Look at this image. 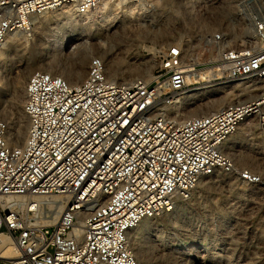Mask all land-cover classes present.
<instances>
[{
  "label": "built area",
  "instance_id": "2783aa9c",
  "mask_svg": "<svg viewBox=\"0 0 264 264\" xmlns=\"http://www.w3.org/2000/svg\"><path fill=\"white\" fill-rule=\"evenodd\" d=\"M100 0H0V55L10 32H31L34 19L60 7L86 15ZM258 14L264 0H251ZM245 2L237 4L244 13ZM249 25L241 48L225 46L222 31L203 36L215 59L206 67L219 79H251L257 97L227 104L212 114L179 120L174 97L199 69L169 54L150 77L117 82L98 56L86 77L71 85L63 77L35 71L24 86L27 130L10 144L0 120V234L16 256L0 264H137L132 236L146 218L174 211L190 200L204 179L225 173L258 185L261 175L239 167L224 143L242 124L264 127V13ZM220 30V29H219ZM61 196L64 210L51 224L36 222L38 207L19 208L17 198ZM33 206V208H32ZM0 244H2L0 242ZM181 264H198L194 255Z\"/></svg>",
  "mask_w": 264,
  "mask_h": 264
},
{
  "label": "rangeland",
  "instance_id": "374dc122",
  "mask_svg": "<svg viewBox=\"0 0 264 264\" xmlns=\"http://www.w3.org/2000/svg\"><path fill=\"white\" fill-rule=\"evenodd\" d=\"M221 1H225L224 5L228 7L219 8L218 4ZM241 2H245L246 5L242 14L239 8L237 9V4ZM250 2L251 0H137L134 1V9L129 12H121L119 8L113 10L111 16L117 17L114 21L103 23L99 19L96 20L94 17L96 10H92V14L88 15L81 16L75 13L76 18L74 16L73 18L76 20L82 18L83 21L77 20L72 26L65 22L54 21L61 8L41 14L37 17L40 26L28 33L21 32V38L18 40L14 33L5 50L0 71V120L7 121L9 125L15 122L14 108L11 104L15 64L32 60L48 68L46 63L49 62L52 65L48 68L52 70L50 73L58 75L57 73L73 63L74 52L58 51L56 45L52 46L54 31L69 30L67 38L77 35L79 31L91 33L94 36L90 39L91 42L99 41L103 49L109 50L112 56L120 61H128V58L134 57L136 62L140 60L152 62L150 73L165 54L177 57L180 54L184 61L198 64L197 71H199L209 68L206 65L215 59L216 54L213 48L204 44L202 38L205 34L222 31L226 38L224 45L235 48L229 42L228 35L233 33L238 35L237 32L244 29L248 31L249 25L260 19L264 7L259 6L256 14ZM96 30L119 31L106 39ZM161 35L162 37H159ZM248 37L249 32L245 34V43ZM99 53L95 48L92 49L90 58L99 56ZM88 63L89 60L87 67ZM33 72L29 73V76ZM224 81L230 80L217 78L215 83ZM191 87L193 86L190 85L188 89ZM243 135L244 144L235 147V150L250 151L253 158L255 157L253 164L256 165L239 164L238 166L250 168L259 174L258 172L264 169V159H262L264 158V127L252 128ZM214 181L216 180H210L212 183L209 188L199 185L190 200L182 202L185 204L184 212L169 214L163 220L155 219L156 227L144 234L143 238H148L150 242H154L153 244L161 243L160 247L164 249V253L162 254L163 251L158 253L157 247L150 249L148 251V254L149 252L151 254L150 257L148 256L150 264L153 261L158 264H181L179 255H183L182 252L185 253L190 245H193V250L187 254L196 256L198 264L199 262H202L201 264H264V179H261L258 185H247L232 178L230 181H235L238 187L245 185L255 187L253 191H245L241 195L237 194V191H229L226 179ZM229 205H231L230 210L227 208ZM177 215H180L182 220L188 218L195 221L192 235L183 236L178 229L180 225L173 227ZM38 221L43 223L41 218ZM137 238H141L140 233L137 234ZM170 245L172 249L177 246L182 247L178 252L180 254L169 256L166 252ZM194 247L197 249L200 247L202 251L198 252Z\"/></svg>",
  "mask_w": 264,
  "mask_h": 264
},
{
  "label": "bare ground",
  "instance_id": "6f19581e",
  "mask_svg": "<svg viewBox=\"0 0 264 264\" xmlns=\"http://www.w3.org/2000/svg\"><path fill=\"white\" fill-rule=\"evenodd\" d=\"M129 1L128 0H100L98 5L93 9V10H96L94 11L96 14L94 15V17L96 20L99 19V21L103 23L108 22V21L111 22L112 20L114 21L117 17L111 16L113 10L119 8L121 12L123 11L129 12L132 9H134V6H135L134 1L136 2L137 0H129ZM168 1H172V0H168ZM224 3L226 2L221 1L218 4L220 6L218 7L222 9L227 8L228 6L226 4L224 5ZM60 8L62 10L56 15L55 20H54L55 22L57 23L65 22V24L67 23L69 26H72L75 24L77 20L83 21L82 18H78L77 20L75 19L76 15H75L74 8L66 7V6H63ZM91 11L88 12L87 15L92 14ZM73 16L75 18H73ZM43 17L45 19V16ZM39 24H40V21H38L36 17L34 19V28L37 27ZM67 31L69 32V30L54 31V33L52 34V41L51 40L50 41L53 42L52 46L56 45L55 47H57L58 51L64 50V51H67L68 53L74 52L75 54L73 63L70 66L65 67L59 73H57L59 76L63 77L69 84L75 85V84L80 83L84 79V77L86 76V72H87L86 70L87 62L91 56L90 53L92 52V49L94 48L96 49V51L98 50V52H100L98 57H100L101 60L103 61L104 66H105L106 75L109 79L124 83V82H130L135 78L146 79L150 77V74H151L150 70H151V67L153 66L152 62L150 63V61H144V60L143 61L140 60V62H136L135 61L136 59H134V57L128 58V61H124V60L120 61L116 59L114 56H112L109 50H106L105 48L103 49L99 41L91 42L90 39L94 38V36L91 33H84L82 31H79L77 35H73L72 37L67 38V34H68ZM96 31L99 33H102V35L107 39V37L111 36V34H116L117 31L119 30H96ZM14 33L17 36L16 37L17 40L21 38V32L19 31L10 32L7 35L5 43H4V47L0 55V71H1L2 62L4 60L5 50L7 49L8 43ZM237 33L239 34L237 35L233 33V34L228 35V38L230 40L229 42L233 44L235 49L241 48L245 45L244 37H245V34L248 33V31L244 29L242 31L240 30ZM163 34H166V33H163ZM159 37H162V35ZM46 64L48 68L52 66L51 63L49 64V62H47ZM48 68H44L42 67V65H39L38 62L32 61V60H27L24 63L14 65L13 67L14 76L12 79V88H13V98L12 99L13 100L11 104L14 108L13 110L15 113L14 115L15 122L13 123V125L11 124L12 127L11 125L7 123L8 124L7 139L10 144L21 145L25 140L27 122L22 112V105L24 101V86L28 79L29 73L33 71L35 72V70H41V71L46 70L48 73H50V71L52 70ZM188 78H189V84L192 85L193 87L176 95L174 97V103L170 106V111L175 116H177L179 120H186V119H190L193 117L206 116V115L214 113L215 111H217L218 109L222 108L223 106L227 104L248 101V100H251L257 97V90L254 89L253 82L251 79H237V80H230V81L215 83V81L217 80V78H219V76H218V73H216V71H214L211 67L203 69V70H199V71L197 70L190 71L188 73ZM253 127H254V123L252 121H248L242 124L234 133H232L227 138V140L224 143L225 152L233 158L234 163L237 165L239 164L254 165L255 164V163L253 164V162H255V159H254L255 157L253 158L250 151L245 150V152H242L240 150H235V147L241 146L242 144H244L245 138L243 134L246 131H250ZM258 173L259 175H261V178L264 179V169L260 170V172ZM213 179H215L216 181L219 179H226L227 181L225 182L228 183L227 185H228L229 191H237L236 193L239 195L245 193V191L247 192L253 191L255 188L252 186L246 187V185L243 187H238L235 181H230L232 180V177H230L229 175L225 173H217L215 176L209 179L202 180L200 182V186L209 188V185L212 183V182L210 183V180H213ZM17 200H18L17 201L18 207L24 208V210L26 211L28 207H30L31 205H33L35 208L38 207L39 208L38 211L41 214V220L44 224H51L52 222H54L59 217L60 213L64 210L65 205H66V200H64L61 196H37L33 198L31 201L27 202L26 204H25V202L27 201L26 199L17 198ZM184 207H185V204H183L181 201H177L175 203L174 211L170 214H173V215L176 213L178 214L179 212H182L184 210ZM227 208L230 210L231 205H229ZM224 214L226 213L224 212ZM180 215H177L178 217H175L174 221L172 220L173 227L176 228V226L178 227L180 225L181 227L179 226L180 228L178 229L181 230V234L183 236L192 235L194 233V231H192V227L195 221L193 219H188V218L187 220H184V219L182 220ZM166 216H169V214L160 217V219L163 220ZM155 221L156 220L153 218H146L137 225V227L135 228L133 232L132 250L136 257L137 264H150L151 263L150 258H149L151 254L150 252H149L150 256L148 254V251L150 249L157 247L158 253L164 250L163 248L160 247L161 243L153 244L154 242L153 243L150 242L148 238L146 237L143 238L144 234L148 233V231L156 227L157 224L155 223ZM36 222H40V221L36 220ZM138 233L141 234V238H137ZM169 239L171 238L169 237ZM0 242L2 243L0 244V257L4 259L14 258L16 256V250H15V246L12 243L11 239L3 234H0ZM190 246L191 247H187V250L185 253L182 252L183 255H186L188 252H192L193 245H190ZM200 247H198L199 249H197V247H194V248L198 252H201L202 250H200L201 249ZM181 248L182 247L177 246L172 249L170 245L167 248V252L166 251L165 252L169 256L170 255L176 256L180 254L178 252H180ZM163 253L164 251L162 252V254ZM151 260H152V257H151ZM201 263L202 262H199V264ZM152 264H158V263L153 261Z\"/></svg>",
  "mask_w": 264,
  "mask_h": 264
}]
</instances>
